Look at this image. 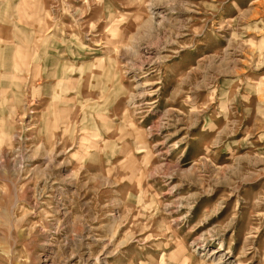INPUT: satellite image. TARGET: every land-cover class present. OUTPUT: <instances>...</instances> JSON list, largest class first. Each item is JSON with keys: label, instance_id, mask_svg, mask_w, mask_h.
Here are the masks:
<instances>
[{"label": "rangeland", "instance_id": "rangeland-1", "mask_svg": "<svg viewBox=\"0 0 264 264\" xmlns=\"http://www.w3.org/2000/svg\"><path fill=\"white\" fill-rule=\"evenodd\" d=\"M0 264H264V0H0Z\"/></svg>", "mask_w": 264, "mask_h": 264}]
</instances>
